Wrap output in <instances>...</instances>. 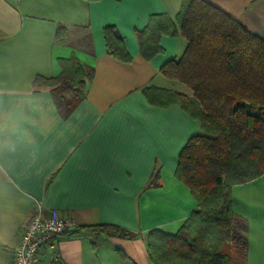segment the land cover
<instances>
[{
    "label": "crops",
    "instance_id": "0c3cea01",
    "mask_svg": "<svg viewBox=\"0 0 264 264\" xmlns=\"http://www.w3.org/2000/svg\"><path fill=\"white\" fill-rule=\"evenodd\" d=\"M264 40V0H204ZM182 0H0V264H12L36 205L56 209L75 227L54 239L38 264H153L145 234H175L196 207L175 176L178 156L200 124L178 104L160 107L146 89L191 90L160 72L186 41L161 35L162 52L145 59L137 33L167 15L176 28ZM153 18V17H152ZM113 25L131 57L105 50ZM66 29L57 38V29ZM75 55L94 69L85 96L67 116L36 76L59 73ZM244 223L243 264H264V174L231 188ZM110 226L131 238L89 229Z\"/></svg>",
    "mask_w": 264,
    "mask_h": 264
},
{
    "label": "trees",
    "instance_id": "16d2710c",
    "mask_svg": "<svg viewBox=\"0 0 264 264\" xmlns=\"http://www.w3.org/2000/svg\"><path fill=\"white\" fill-rule=\"evenodd\" d=\"M152 17L156 25L137 33L141 55L150 59L161 53V35H180L187 43L184 53L160 72L188 87L192 96L160 89H146L144 95L163 108L178 104L206 135L188 139L175 170L196 207L175 234H145L149 258L153 264H243L247 239L232 209L231 188L264 174V40L204 0H182L178 28L165 14ZM65 33L59 26L57 38ZM103 37L107 54L131 60L115 26H105ZM58 65L57 75L36 76L33 85L49 87L57 109L67 116L83 100L94 69L75 55ZM89 229L134 236L117 227Z\"/></svg>",
    "mask_w": 264,
    "mask_h": 264
},
{
    "label": "built area",
    "instance_id": "2783aa9c",
    "mask_svg": "<svg viewBox=\"0 0 264 264\" xmlns=\"http://www.w3.org/2000/svg\"><path fill=\"white\" fill-rule=\"evenodd\" d=\"M74 227L75 222L70 217L61 215L56 209L44 212L37 204L20 233L12 264H38L40 253L54 239Z\"/></svg>",
    "mask_w": 264,
    "mask_h": 264
},
{
    "label": "rangeland",
    "instance_id": "374dc122",
    "mask_svg": "<svg viewBox=\"0 0 264 264\" xmlns=\"http://www.w3.org/2000/svg\"><path fill=\"white\" fill-rule=\"evenodd\" d=\"M199 135H206L205 131L200 130V132L198 133Z\"/></svg>",
    "mask_w": 264,
    "mask_h": 264
}]
</instances>
